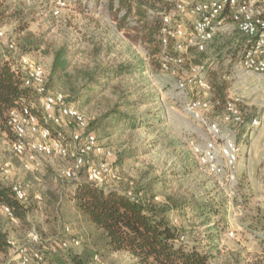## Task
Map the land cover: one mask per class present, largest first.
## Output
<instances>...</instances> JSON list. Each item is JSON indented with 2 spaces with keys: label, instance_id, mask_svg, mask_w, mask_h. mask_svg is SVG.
Listing matches in <instances>:
<instances>
[{
  "label": "rangeland",
  "instance_id": "374dc122",
  "mask_svg": "<svg viewBox=\"0 0 264 264\" xmlns=\"http://www.w3.org/2000/svg\"><path fill=\"white\" fill-rule=\"evenodd\" d=\"M167 1L170 4L164 8L162 5ZM4 6L10 8L0 16V24L16 40L20 49L22 37L26 35L20 31L23 17L30 18L33 15L34 20L30 21L25 31L40 38L41 43L39 49L29 54L44 65L46 72L51 69L55 48L64 43L69 44L73 68L63 79L53 82L50 89L64 92L67 102L73 105L74 100L88 119H93L99 111L98 98L85 104L76 101L77 95L72 96V101L69 100L72 86L77 92L83 91V79L79 78L78 69H86V66L93 68L97 63L134 64L136 69L129 70L120 81L124 85H133L132 89H140L147 99L146 103L134 109L157 114L161 120L136 129L91 126L100 143L114 152L112 164L122 178L120 182L114 183L122 186L133 183L137 190L147 195H159L162 199L160 205L167 209L168 219L174 221L175 217H179L184 227L199 225L198 221L209 213L205 210L197 213L182 208L178 210L184 199H203L204 203H213L220 210L226 209L227 214L213 216L207 225L215 236L207 243L218 251L213 264H264V231L261 229L264 226V74L245 73L240 67L239 53L246 42L241 33L235 31L230 35L219 36L210 43L206 52L194 51L186 55L185 63L174 73L163 69L160 53L151 56L150 44L133 43L116 28L106 11L105 2L95 4L90 1L88 7L82 9L76 0L68 2L63 8H57L51 0H0V8ZM173 8L174 0H163L162 4L158 3V8H149L148 14L151 18L158 15L162 17V12ZM56 9H59L58 14L53 12ZM17 10L22 11V17H16L14 11ZM204 60L209 61L208 78L213 84V91L203 92L192 86L181 92L177 88L179 77L187 74L191 65ZM111 91L110 88L106 94H111ZM218 92L223 93L226 99L235 94L242 96L241 107L248 121L240 125L225 123L222 117L223 104H212L206 111L210 119L221 124L225 136L235 137L242 145L236 194H230L228 186H221L215 176L198 164L190 146L192 139L204 141L209 133L187 110V101L193 97L210 99ZM32 100L41 115L39 97L35 96ZM254 117L260 119L258 126L251 125ZM243 126L245 129L239 131ZM65 130L69 135L72 129ZM11 140L7 132L0 133V156L11 162L12 170L8 174L10 183H21L32 199L30 225L2 216V226L10 229V239L16 245H24L30 243L31 232L36 229L45 239L50 238L55 231H63L67 236L76 235L81 239L75 251H82L86 245L93 246L96 234L90 233L86 223L76 216L65 214L62 217L55 209V197L67 203L77 182L64 174L74 160L71 139L68 140L71 152L67 157L40 155L39 164L31 170L26 169L24 159L13 152ZM97 159V156L91 155L88 162ZM80 176L87 177L86 171L83 170ZM37 195H41L42 200L35 198ZM231 232L234 234L231 235ZM107 260L117 264H134L132 256L125 251L115 253Z\"/></svg>",
  "mask_w": 264,
  "mask_h": 264
},
{
  "label": "trees",
  "instance_id": "16d2710c",
  "mask_svg": "<svg viewBox=\"0 0 264 264\" xmlns=\"http://www.w3.org/2000/svg\"><path fill=\"white\" fill-rule=\"evenodd\" d=\"M70 1L72 0H68V2ZM76 1L82 9L88 7L90 1L95 4L105 2L106 11L116 24V28L123 32L130 41L150 44L152 57L157 53L161 55L164 53L161 42L162 17L158 15L151 18L148 14L149 8H158V3L162 4L163 0ZM169 4L170 2L167 1L162 6L168 8ZM9 8V6L1 7L0 16L4 15ZM14 12L16 17H22L21 10ZM31 20H34L33 15L30 18L23 17L20 29L26 34L22 37L21 47L25 53L39 49L41 43L40 38L34 37L30 31H25ZM0 26L3 25L0 24ZM173 44V37H169V45L165 50L174 53ZM71 53L72 50L68 43L55 48L51 69L46 72L49 90H51L53 82L63 79L73 68L72 60L69 57ZM132 69H136L135 65L126 63L116 65L97 63L93 68L86 66V69H78V76L83 79L81 86L83 91L77 92L75 86H72L69 100L72 101V96L77 95L76 101L85 104L98 98L99 111L93 119H88L90 130L93 125H96V128L112 126L136 129L161 120L157 114L152 115L134 109L135 106L146 103L147 99L140 93V89H132L133 85L121 83L120 80ZM70 82H72L71 78ZM110 88L111 94H106ZM212 91L213 89L210 92ZM35 96L38 94L32 86L24 83L23 75L16 72L10 61L0 56V133L10 134L11 143L15 139L16 133L9 123L10 111L27 106L38 113L39 108L32 103ZM210 99L215 106L224 104L226 100L221 92ZM217 99L220 100V104H215L214 101ZM73 102V105L80 109L74 100ZM67 139L69 140V135L66 136ZM81 176L74 179L77 182L73 186L67 203L62 198L55 197L57 200L55 209L62 217L65 214L71 217L76 216L81 222L86 223L90 227V233L96 234L93 246L86 245L82 251L77 252L75 248L80 246L81 239L76 235L67 236L63 231H55L50 238L45 239L36 229L40 242L35 244L30 241L26 245L29 248L35 246L40 249L41 259L31 255L30 261L24 263L23 255L16 252L10 243L12 241L10 229L2 226V216L5 215L12 221L30 225L29 212L32 197L28 194L25 201L18 199L12 189L15 183H10L8 175L3 173L0 167V257L3 256V259H0V264H117L107 259L111 255L123 251L132 256L134 264H213L217 259L218 251L210 243H207L208 240L215 237L207 225L213 216L219 213L227 214L226 209L220 210L213 203H204L203 199L199 201L184 199L178 210L182 208L194 213L201 210L209 212L198 221L199 225L184 227L179 217H175L174 221L168 219L167 209L160 205L162 199L157 200L156 198L159 195H147L145 192L137 190L133 183L126 186L114 182L109 185H100L89 180L86 176ZM18 184L25 189L21 183ZM5 206L11 209L13 216L5 212ZM60 209L61 211L58 212ZM73 209L75 211H72ZM186 228L191 229L186 230ZM261 229L264 231V226ZM86 236L89 237V233ZM73 238H78L80 244L73 245L71 243ZM64 242H68L67 245H64ZM28 253L30 254V252Z\"/></svg>",
  "mask_w": 264,
  "mask_h": 264
},
{
  "label": "built area",
  "instance_id": "2783aa9c",
  "mask_svg": "<svg viewBox=\"0 0 264 264\" xmlns=\"http://www.w3.org/2000/svg\"><path fill=\"white\" fill-rule=\"evenodd\" d=\"M51 1L57 8L68 4V0ZM54 13L58 14L59 9L54 10ZM235 31L246 38L239 53L240 67L245 73L264 74V0H174V8L162 12L163 69L176 73L185 63L186 55L194 51L206 52L217 37L230 35ZM169 37L174 39V53L165 50L169 45ZM0 56L10 61L16 72L23 75L24 83L35 89L41 103V115L27 106L10 111L9 123L16 133L12 149L24 159V167L31 170L37 166L40 155L67 157L71 150L64 129L70 128L69 138L74 148L71 154L75 159L65 170V176L76 179L85 170L87 178L100 185L120 181L121 175L112 164L114 152L100 143L98 135L89 129L88 118L79 108L67 102L64 92L47 88L44 65L31 54L23 52L4 26H0ZM209 68L208 60L191 65L188 73L179 77L177 88L185 92L188 87L193 86L200 91L210 92L213 84L208 78ZM242 100V96L237 94L225 100V123L240 125L248 122L241 107ZM214 102L220 104L218 99ZM212 104L211 99L197 97L187 101V110L209 133L204 141L192 139L190 146L198 164L215 176L221 186H228L230 194H236L242 145L235 137L225 136L221 124L206 114ZM259 124L258 117L251 120L252 126ZM91 155L97 156V161L89 163L88 157ZM0 167L7 175L12 170L11 162L1 156ZM12 189L21 201L28 198L27 191L20 184L15 183ZM37 198L41 200L42 196L37 195ZM4 210L13 216L8 206ZM31 242H40L39 234L35 231L31 232ZM10 243L16 252L23 255L24 263L30 261L31 255L41 259L40 249L37 247L16 245L13 241ZM67 243L64 242V245ZM71 243L79 245L80 240L73 238Z\"/></svg>",
  "mask_w": 264,
  "mask_h": 264
},
{
  "label": "crops",
  "instance_id": "0c3cea01",
  "mask_svg": "<svg viewBox=\"0 0 264 264\" xmlns=\"http://www.w3.org/2000/svg\"><path fill=\"white\" fill-rule=\"evenodd\" d=\"M244 129H245V126H243L241 129H239V131H240V130H242V131H243Z\"/></svg>",
  "mask_w": 264,
  "mask_h": 264
}]
</instances>
